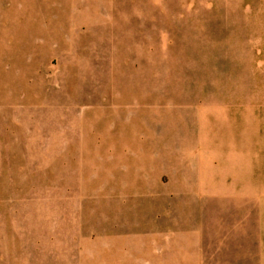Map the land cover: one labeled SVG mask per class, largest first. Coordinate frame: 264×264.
<instances>
[{
  "label": "rangeland",
  "instance_id": "374dc122",
  "mask_svg": "<svg viewBox=\"0 0 264 264\" xmlns=\"http://www.w3.org/2000/svg\"><path fill=\"white\" fill-rule=\"evenodd\" d=\"M263 192L264 0H0V264H259Z\"/></svg>",
  "mask_w": 264,
  "mask_h": 264
},
{
  "label": "crops",
  "instance_id": "0c3cea01",
  "mask_svg": "<svg viewBox=\"0 0 264 264\" xmlns=\"http://www.w3.org/2000/svg\"><path fill=\"white\" fill-rule=\"evenodd\" d=\"M263 197H264V192H263ZM251 229H253L252 232L255 231L256 244L259 245L260 248V253L259 256L256 257V261H258L259 264H264V216L262 217L261 226L252 225Z\"/></svg>",
  "mask_w": 264,
  "mask_h": 264
}]
</instances>
